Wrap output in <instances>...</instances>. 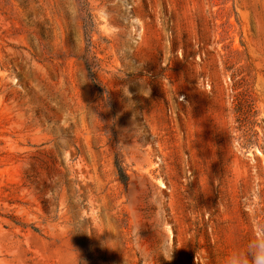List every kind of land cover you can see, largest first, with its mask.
<instances>
[{
    "label": "rangeland",
    "instance_id": "1",
    "mask_svg": "<svg viewBox=\"0 0 264 264\" xmlns=\"http://www.w3.org/2000/svg\"><path fill=\"white\" fill-rule=\"evenodd\" d=\"M255 255L264 0H0V264Z\"/></svg>",
    "mask_w": 264,
    "mask_h": 264
},
{
    "label": "clouds",
    "instance_id": "2",
    "mask_svg": "<svg viewBox=\"0 0 264 264\" xmlns=\"http://www.w3.org/2000/svg\"><path fill=\"white\" fill-rule=\"evenodd\" d=\"M260 259L259 255L254 256V264H257V261Z\"/></svg>",
    "mask_w": 264,
    "mask_h": 264
},
{
    "label": "trees",
    "instance_id": "3",
    "mask_svg": "<svg viewBox=\"0 0 264 264\" xmlns=\"http://www.w3.org/2000/svg\"><path fill=\"white\" fill-rule=\"evenodd\" d=\"M122 173V172H121ZM121 179L123 180V181H126V177L124 176V174H121Z\"/></svg>",
    "mask_w": 264,
    "mask_h": 264
}]
</instances>
